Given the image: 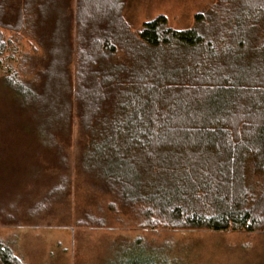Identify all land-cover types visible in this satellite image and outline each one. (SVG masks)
<instances>
[{"label": "trees", "instance_id": "1", "mask_svg": "<svg viewBox=\"0 0 264 264\" xmlns=\"http://www.w3.org/2000/svg\"><path fill=\"white\" fill-rule=\"evenodd\" d=\"M122 4L0 0V30L42 49L4 67L0 91L59 158L43 198L70 190L57 138L77 119L81 171L137 230L264 234V0H215L184 30L162 15L133 29ZM8 48L0 32V67ZM0 264L22 263L0 242Z\"/></svg>", "mask_w": 264, "mask_h": 264}, {"label": "rangeland", "instance_id": "2", "mask_svg": "<svg viewBox=\"0 0 264 264\" xmlns=\"http://www.w3.org/2000/svg\"><path fill=\"white\" fill-rule=\"evenodd\" d=\"M214 1L122 0L121 15L136 30L159 15L170 27L184 30ZM69 4L73 23L74 4ZM0 32L9 42L4 59L11 58L1 65L0 76L7 67L18 69L23 57L41 54L27 29ZM10 101L0 91V242L22 264H264V234L137 230L130 211L111 206L112 199L81 171L79 157L86 140L77 119L68 140L57 138L67 154L70 190L48 204L43 197L62 172L59 158L38 147L27 133V117L16 114ZM87 213L105 226L77 227Z\"/></svg>", "mask_w": 264, "mask_h": 264}]
</instances>
